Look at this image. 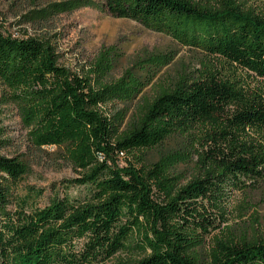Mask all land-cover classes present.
Masks as SVG:
<instances>
[{
	"label": "trees",
	"instance_id": "obj_1",
	"mask_svg": "<svg viewBox=\"0 0 264 264\" xmlns=\"http://www.w3.org/2000/svg\"><path fill=\"white\" fill-rule=\"evenodd\" d=\"M248 1L102 0L111 16L200 53L199 69H182L148 95L140 94L173 54L140 59V76L107 80L113 47L79 76L58 65L48 42L0 32V100L16 106L31 145L58 149L78 175L68 182L85 188L39 206L41 191L15 193L29 165L0 155V264H264V235L246 230L228 228L202 249L219 226L203 203L224 221L225 188L264 181V0ZM109 102L126 107L105 116ZM171 144L182 148L151 167L110 159ZM194 156L199 173L179 185L169 169Z\"/></svg>",
	"mask_w": 264,
	"mask_h": 264
},
{
	"label": "rangeland",
	"instance_id": "obj_2",
	"mask_svg": "<svg viewBox=\"0 0 264 264\" xmlns=\"http://www.w3.org/2000/svg\"><path fill=\"white\" fill-rule=\"evenodd\" d=\"M248 2L257 4L259 0ZM0 32L12 38L31 37L48 42L56 51L58 65L79 76L88 72L100 51L113 47L114 66L107 80H116L127 70L140 76L143 74L138 63L140 59L149 55L173 54L171 62L159 70L140 95L151 94L158 82L175 76L182 69L193 72L200 67V53L182 47L167 35L147 29L136 21L111 16L103 7L102 0H0ZM250 80L252 84L257 83L254 79ZM125 107L119 102H109L101 109L105 116H111ZM131 108L130 105L127 116ZM125 121L120 130L124 128ZM180 148V144H171L162 151L119 152L111 155L110 159L121 168L129 162L137 168L141 165L151 167L164 154ZM0 155L17 157L29 165V172L17 184L15 193L24 195L30 187L41 191L37 200L39 206L44 205L53 193L62 195L67 191L73 197L85 192L84 186L68 182L78 175L60 151L55 147L36 150L30 143L28 129L23 126L16 106L1 100ZM196 160L194 156L189 162L169 169L172 175L181 176L179 185L199 173ZM169 165L166 162L167 168ZM242 181L247 191L227 186L223 192L220 207L224 221H221L218 210L203 203L206 214L219 226L209 228V232L203 235L202 249H207L214 237L225 235L228 228L235 235L241 230H246L249 237L264 235V181L252 182L245 177Z\"/></svg>",
	"mask_w": 264,
	"mask_h": 264
},
{
	"label": "built area",
	"instance_id": "obj_3",
	"mask_svg": "<svg viewBox=\"0 0 264 264\" xmlns=\"http://www.w3.org/2000/svg\"><path fill=\"white\" fill-rule=\"evenodd\" d=\"M97 155H98L99 158H102V155H101L100 152H98Z\"/></svg>",
	"mask_w": 264,
	"mask_h": 264
}]
</instances>
